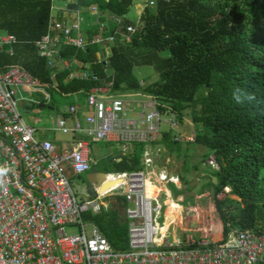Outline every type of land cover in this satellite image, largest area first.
<instances>
[{"label":"trees","instance_id":"trees-1","mask_svg":"<svg viewBox=\"0 0 264 264\" xmlns=\"http://www.w3.org/2000/svg\"><path fill=\"white\" fill-rule=\"evenodd\" d=\"M79 1L71 5L98 4L108 13L105 35L117 29L125 32L130 24L138 28L132 42L117 35L107 51L111 57L107 71L106 63H96L98 44L86 51L64 47L61 57H77L91 65L90 71L114 79V93L141 92L156 102L161 115H174L179 126L191 114L197 129L189 144L205 147L210 154L204 157L213 156L221 167L213 175L217 183L211 180L209 186L221 213L216 215L223 225L220 242L227 241L235 228L264 230V0H157L153 6L146 4L139 23L128 16L135 0ZM51 4L0 0V30L18 38L14 56L0 54V68L23 66L48 86L49 94L87 96L95 82L77 78L65 83L70 74L66 70L57 75L55 85L47 61L37 54L34 43L47 32ZM113 16L123 21L115 22ZM95 34V29L88 32L91 42ZM142 66L154 67L158 80L141 84L134 71ZM171 137V132H164L161 143L171 155L180 154L179 143ZM144 152L145 145L135 143L127 154L111 156L105 169L113 171L106 172L142 170ZM116 178H106L103 193L123 182H113ZM224 188H230L232 196L218 200L216 193ZM118 200L119 207L87 216L115 250L129 246L128 223L122 215L125 197Z\"/></svg>","mask_w":264,"mask_h":264},{"label":"built area","instance_id":"built-area-1","mask_svg":"<svg viewBox=\"0 0 264 264\" xmlns=\"http://www.w3.org/2000/svg\"><path fill=\"white\" fill-rule=\"evenodd\" d=\"M156 1L149 0L147 5ZM113 19L123 21L119 16ZM52 23L65 45L87 50L98 44L105 57H109L105 50L116 42L118 34L129 43L138 28L130 24L125 32L117 29L105 35L107 21L100 20L91 42L81 21L57 19ZM17 43L15 34L0 36V48ZM36 43L42 56L57 54L58 36L48 33ZM105 63L107 71L111 62L106 58ZM83 77L101 81L96 72H85ZM36 86L39 82L21 67L0 72V264H264V230L235 228L225 242L193 234L174 239L161 235L156 220L163 207L148 193L143 170L109 174L117 177L113 182H123L104 193L98 189L96 197L80 202L70 178L90 172L96 164L92 159L94 142L118 144L124 153L135 143L146 144L144 161L150 166V146L162 137V115L152 99L126 102L112 97L115 81L105 79V85L90 91L88 110L93 112L86 116V125L80 105L66 106L58 117L55 128L74 138L70 149L61 150L57 143L38 138L36 126L25 121L17 106L19 88ZM171 119L172 126L179 127L174 115ZM207 164L221 171L214 157ZM227 189L217 193L218 200L225 198ZM112 194L125 197L126 249L115 250L97 224L87 218L118 206V199L113 205L104 200ZM71 227H79L81 232L69 234Z\"/></svg>","mask_w":264,"mask_h":264},{"label":"rangeland","instance_id":"rangeland-1","mask_svg":"<svg viewBox=\"0 0 264 264\" xmlns=\"http://www.w3.org/2000/svg\"><path fill=\"white\" fill-rule=\"evenodd\" d=\"M148 1L149 0H135L128 16L139 23L140 15L142 14ZM106 58H108L111 62L110 56L105 57V60ZM134 72L143 85H147L158 80V73L152 66L136 67ZM110 75H114V73L111 72ZM112 97L122 98L128 102L142 101L148 98L139 91L129 90L117 92L116 94H113ZM76 100H82V102L86 103L88 102L85 94L74 96H61L57 92H51L49 94V90L39 85L31 88H19L17 106L25 121L36 126V136L38 138L65 140V142H67L71 139V135L65 134L55 128L56 119L62 109ZM34 104L36 106H33ZM190 115L191 114L188 115L190 118L187 116V122L179 127L172 126L171 115H162L163 121L160 124V129L162 133L166 131L171 132L172 140H182L178 142L181 155L178 159H176L175 157L168 156L165 152L156 153L153 158L154 163L157 164L158 168L162 165H167V168L171 173L177 174L180 178L179 183L181 182V189H184V191L188 194L183 197V200L178 201L179 204L182 205L180 209L175 207V210L171 213L167 212V216H164V212L161 211L162 216L156 220V223L160 234L165 237H170L171 239H174L175 235L178 238H182L184 234H193L196 238H210L214 242H220L222 239L223 225L219 220V217H216L217 210L214 205L215 192L209 188L211 184L208 183L207 180V176L212 174L215 175L216 172L206 169L207 161L210 157L205 158L204 156L210 154L209 150L200 145L189 144V141H194L191 139H194V131L197 129L196 125L192 122ZM131 116H135V113L132 112ZM188 120L190 121L188 122ZM69 122H72V118L69 119ZM107 145L108 143L105 141H98L94 143L92 153V155L95 156L94 159L102 161L101 157L108 154ZM168 159L171 160L169 161ZM107 165L109 164L105 161L100 167L93 169L89 173L71 176L70 183L77 199H79L80 202L86 201L88 196L92 194L90 191V183L100 179L99 184H101V174H104L106 171H113V169L110 168L105 169V166ZM196 168H200V170H196ZM184 169H186L188 173V182L186 185H184V182L181 180L183 175L186 174L183 172ZM147 177V185L149 188L150 176ZM174 178L176 179V177ZM163 179H166L165 176H163ZM104 180L106 179L104 178ZM227 190L228 192L226 191V194H230L232 196L231 190ZM162 197L167 199L168 193L166 192V194ZM115 199H117V196L112 194L104 200L106 202L114 200L110 202V204L113 205L117 204ZM67 232L69 234H76L80 233L81 230L79 227H71L67 229Z\"/></svg>","mask_w":264,"mask_h":264},{"label":"crops","instance_id":"crops-1","mask_svg":"<svg viewBox=\"0 0 264 264\" xmlns=\"http://www.w3.org/2000/svg\"><path fill=\"white\" fill-rule=\"evenodd\" d=\"M51 1H52V4H51V11H50V16H49V20H48V24H47V29H46L47 32L43 36H45L48 33H52V34L58 36V43H57V46L55 47V49L57 50V54L54 55L52 58L44 57V56L41 55V53H40V51H39V49H38V47L36 45L37 44L36 43L37 40L34 43V45L36 47V51H37L38 56L40 58L45 59L47 61V66H48V69L51 71V77L54 80L55 85L58 84V81L56 80L57 79L56 78L57 75L60 72L66 71V70L70 71V74L64 80L65 83H68V82H70L73 79L81 78V79L90 80V81L95 82L96 85L94 87H97L99 85H105V79L109 80V78H107V77L105 78V75H102L101 73H98L100 75V78H101L100 82H96L94 80H91L90 78H84L83 77V74L85 72L95 73L94 71H90L91 65L85 64L82 60H80L77 57H74L73 59H64V58L61 57V51L63 50L64 47H74L76 49H80L81 51H86V50L81 49L79 47L72 46V45L71 46L65 45L64 44V37L61 36L59 34V32H57L56 30L52 29L53 28V23L52 22H55L57 19H62L65 22H69V23L72 22V21H81L83 23V28H84L85 35L90 40V38L88 37L89 36L88 32H90L92 29H95L96 30V34H97L98 33V29H99V21L100 20L107 21V20H105V16H108V13H106L105 10H103L98 4H91V5H88V6L87 5L72 6L71 2L77 3V2H80V1L79 0H51ZM67 4H69L68 8L65 7V5H67ZM9 33L10 32H8L6 30H0V36L6 35V34H9ZM11 34H13V33H11ZM95 35H94V37H95ZM15 45L4 46V47L0 48V54L5 53L9 57L14 56ZM99 47L101 48V50L97 54L98 60H97L96 63L97 64H100V63L104 64L105 63V53H102V50H103L102 46L99 45ZM107 51L108 50H105V52H107ZM50 63H52V64H50ZM15 67H21V68L25 69L21 65H14V66H11V67L10 66H5L4 68H0V72H5V71L10 70V69L15 68ZM26 71H28V70H26ZM40 84L42 85V87H45L46 89H48V86H46L45 84H42V83H40ZM94 87H92V89ZM113 94H116V93L113 92L112 95ZM89 95H90V93L87 95V100H88ZM61 96H63V95H61ZM68 96H74V95H68ZM115 98H118V97H115ZM120 99H122V98H120ZM146 100H151V99L147 98ZM126 102H128V101H126ZM131 102H133V101H131ZM69 105H80V106L83 107V109L81 110V119L84 122V124L86 125V121H85L86 120V116L88 114H90L91 112H93V110H91V109L88 110V108H89L88 102L86 103V102H82V100H76V101L72 102ZM33 106H36V105L34 104ZM63 110L64 109H62L60 111V113L57 115L58 117L63 113ZM58 117H57V119H58ZM57 119H56V121H57ZM55 126H56V124H55ZM163 133H162V135H163ZM193 137H194V139H191V140L195 141V132H194V136ZM44 139H48V138H44ZM71 139H74L72 137V135H71ZM71 139L69 141H67V142H65V140H53V139H49V140L57 143L61 147V150H63V149H70V147L73 146V142L71 141ZM176 141L178 143V142H180L182 140L181 139H176L174 142H176ZM96 142H98V141H96ZM189 142H191V141H189ZM144 145H145V152H146L147 151V145L146 144H144ZM132 146L129 147V150L130 149L132 150ZM92 150H93V146H92ZM107 150H108V154H106L105 156L101 157L102 161H98L97 159H94L95 156L92 155L93 156L92 159L94 161H96V164H94L92 170L95 169V168L100 167L102 165V163L107 161V160H109L111 156H116L117 154H127L128 153V152L124 153L120 149V147H118V144H117V146H115V144L108 143ZM150 150H151V153H153L152 154V159L155 156L154 154L161 153V152H165L168 156L175 157L176 159H178L180 157V155H181V150L180 149H178L180 151V154L174 153V154L171 155L169 153V151L167 150V147L165 146V144L163 142L161 143V138L157 142L153 143L150 146ZM145 152H144V155H143V158H142V167H143L142 170L145 171L148 174L147 176H150V187L148 188V185H147L148 193L152 197H154L162 205V207H163L162 208V210H163L162 212H164V216H167V212L171 213L172 211L175 210V207L176 208L178 207L180 209V207L182 205H180L178 201L183 200V197L186 196L188 193L186 191H184V189L183 190L181 189V187H180V183L181 182L179 183L180 178L177 176V174L171 173L170 170L167 168V165H162V166H160V168H158L157 164L154 163V159H153V163L150 166H147L145 164V161H144L145 160ZM92 153H93V151H92ZM118 160H120V159H118ZM168 160L170 161L171 159H168ZM202 165H204V164H202ZM206 167H207L206 169H210L213 172H216V173L218 172V171H214L211 168H209L208 164H207ZM197 169L198 168H196V170ZM198 170H200V168ZM183 172L186 173V174L183 175L181 180H182V182H184V185H186V183L188 182V178H187V174L188 173H187L186 169H184ZM104 174H106V176L108 177V175L111 174V173L104 172ZM213 175L214 174H212L210 176H207L208 177L207 180H208V183H210V181L213 180L214 183L216 184L217 183V177H215ZM163 176H165V178H166L165 180L163 179ZM174 177H176V179ZM215 178H216V180H215ZM202 179H203V177H202ZM204 180H206V179H204ZM147 181H148V177H147ZM99 183H100V179L97 180V181H94L93 183H90L91 184L90 191L92 192V194L90 196L97 195L98 194V189H100V190L103 189L102 185L106 183V180H103L101 184H99ZM209 188L214 191L213 187H209ZM166 192L168 193V198H167L168 200L162 197V196H164L166 194ZM119 196H121V195H119ZM216 197H217V193H216ZM117 199H118V196H117ZM111 201H113V200H110L109 202H111ZM118 202H119V200H118ZM115 207H119V204H118V206H115ZM123 210H122V215L125 218ZM216 214H217V212H216ZM128 229H129V225H128ZM128 240H129V235H128Z\"/></svg>","mask_w":264,"mask_h":264},{"label":"water","instance_id":"water-1","mask_svg":"<svg viewBox=\"0 0 264 264\" xmlns=\"http://www.w3.org/2000/svg\"><path fill=\"white\" fill-rule=\"evenodd\" d=\"M166 1H168V0H166ZM102 175V181L104 180V178L106 179L107 178V176H106V174H101ZM89 179H90V176H89ZM215 180H216V178H215ZM108 185V182L106 181V183H105V187ZM97 195H95L94 197H96ZM217 215H219V216H221V213L219 212V211H217Z\"/></svg>","mask_w":264,"mask_h":264}]
</instances>
